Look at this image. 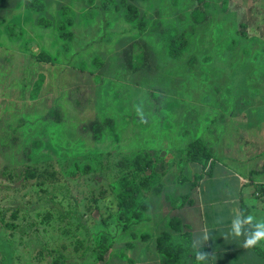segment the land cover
Here are the masks:
<instances>
[{
    "label": "rangeland",
    "instance_id": "1",
    "mask_svg": "<svg viewBox=\"0 0 264 264\" xmlns=\"http://www.w3.org/2000/svg\"><path fill=\"white\" fill-rule=\"evenodd\" d=\"M41 1L0 0V264H164L156 236L201 169L186 161L192 141L255 167L264 154V0ZM171 27L189 40L177 58L161 37ZM252 114L257 144H246ZM144 151L164 189L122 206L137 181L129 160ZM250 191L264 219V193Z\"/></svg>",
    "mask_w": 264,
    "mask_h": 264
},
{
    "label": "crops",
    "instance_id": "2",
    "mask_svg": "<svg viewBox=\"0 0 264 264\" xmlns=\"http://www.w3.org/2000/svg\"><path fill=\"white\" fill-rule=\"evenodd\" d=\"M249 117L252 121H249L247 126L244 123L241 125V128L245 129L244 143L257 144L252 122L258 116L252 114ZM205 141L210 147L213 146L208 140ZM263 156L264 154L258 159L259 165L256 167L249 161L253 157L241 160L240 156L228 152L220 158L213 156L208 167L209 172L204 175L206 178L203 176L196 186L192 184V196H186L188 199L183 205L173 208L175 214L172 216L180 217L185 226L180 232L173 230L169 224L170 231L173 232L174 241L184 244L187 250L177 257L166 256L169 260L164 264H264V241L256 246L244 248V236L235 238L227 235L234 215L233 209H238L245 216L251 214L257 220L263 219L256 213L255 210L259 206L251 201L250 193L252 186H255L256 195L261 196L264 193ZM207 178L219 179L220 183L205 185L202 181ZM172 198L173 201L177 200L176 196ZM204 231H207L210 237L207 242L202 239ZM201 247H208L211 256L203 262L197 261L195 256ZM155 248L157 250L156 239Z\"/></svg>",
    "mask_w": 264,
    "mask_h": 264
},
{
    "label": "trees",
    "instance_id": "3",
    "mask_svg": "<svg viewBox=\"0 0 264 264\" xmlns=\"http://www.w3.org/2000/svg\"><path fill=\"white\" fill-rule=\"evenodd\" d=\"M25 5L31 10H37V11H42L45 9V4L41 0H25ZM129 8V12L127 13V18L128 20L132 21L136 18V16L139 14V9L136 5L134 4H127ZM196 14V19L197 20H202L205 19L206 14L203 12L201 8H196L194 10ZM69 22H72L71 17L68 18ZM39 24L41 25H51L52 21H45L44 19L39 20ZM141 26H144L145 23L144 21H141ZM242 30L245 32L247 30L248 24L246 21L242 22ZM66 28V25L64 23L59 24V29L64 31ZM62 37L64 39H70L72 38V33L68 31H64L62 33ZM161 37L163 39V42L165 44L167 53L169 56L172 57H179L184 53V50L188 47L189 45V40L186 34L183 31H180L177 27H171L164 29L161 32ZM139 42L134 41L130 45H128L124 51H123V56L125 63L131 67V68H136V64L134 62V58H136V55L134 53L135 48L138 46ZM46 59H49L47 57ZM139 59L143 63H145L147 59L146 53H141ZM86 129L90 128L95 132V136L98 137L101 134V125L97 121H92L89 124L85 125ZM213 158V150L209 146V144L201 139H195L192 141V143L189 146L188 153L186 155V161L188 162H195L199 163L201 166L200 172L196 173L194 176V181L193 185L196 186L203 176L209 172L208 167ZM152 156L148 154V152H138L134 154L130 158V164L134 168L132 174L136 178V182L133 183L132 185H128V187L131 189V194L126 197L124 202L122 203V206L124 203L126 206H134L135 205V200L138 198L140 193L143 190L150 191L154 194H159L163 191L164 186L162 183H155L153 176L146 174V172L149 169H154L155 168V162ZM187 177L183 176L180 180L184 181ZM188 197H183L178 200H174L173 203L175 207L181 206L185 201H187ZM147 206V203H145ZM169 224L171 228L175 231H183L184 229V223L182 219L178 216H172L169 220ZM144 237H146L144 235ZM156 247L159 253L169 257H177L180 256L183 252L187 250V247L180 243L174 241L173 238V232L170 230H165L162 231L156 238ZM197 251H205L210 254V251L208 247H201ZM264 254V253H263ZM196 256V255H195ZM211 256H209L207 259H209ZM58 263V260H56Z\"/></svg>",
    "mask_w": 264,
    "mask_h": 264
},
{
    "label": "clouds",
    "instance_id": "4",
    "mask_svg": "<svg viewBox=\"0 0 264 264\" xmlns=\"http://www.w3.org/2000/svg\"><path fill=\"white\" fill-rule=\"evenodd\" d=\"M137 115L140 117L141 123H147L144 112L140 106H136ZM233 218L230 225V230L227 235L238 238L244 236L243 241L244 248H250L258 245L261 241H264V219L257 220L256 217L249 214L245 216L238 209H233ZM251 229V231H249ZM227 239V236L224 237ZM203 241L207 242L210 237L207 231L203 233ZM193 247H196V244H193ZM196 260L199 262L206 261L210 256L209 253L205 251H196Z\"/></svg>",
    "mask_w": 264,
    "mask_h": 264
}]
</instances>
